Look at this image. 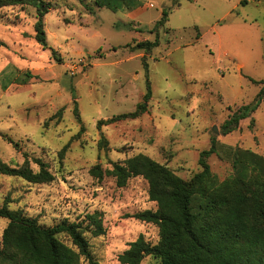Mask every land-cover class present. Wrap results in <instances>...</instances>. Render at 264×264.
<instances>
[{
	"label": "rangeland",
	"instance_id": "1",
	"mask_svg": "<svg viewBox=\"0 0 264 264\" xmlns=\"http://www.w3.org/2000/svg\"><path fill=\"white\" fill-rule=\"evenodd\" d=\"M48 1L47 46L36 39L34 6L0 9V158L12 166L29 159L38 170L41 157L56 178L34 183L0 173V206L8 201L47 226L100 211L106 233L88 234L92 251L100 264H122L119 254L141 233L158 242L160 228L132 216L157 203L142 175L118 186L113 176L92 175L93 165L113 168L142 153L189 180L215 138L207 161L223 180L234 174L235 149L264 156V101L239 129L222 133L263 88L253 79H264V0H139L133 10ZM164 10L168 21L156 26ZM157 37L155 48L137 47ZM148 78V111L99 128L98 120L144 101ZM8 223L0 217V245ZM141 264L161 262L149 255Z\"/></svg>",
	"mask_w": 264,
	"mask_h": 264
},
{
	"label": "trees",
	"instance_id": "2",
	"mask_svg": "<svg viewBox=\"0 0 264 264\" xmlns=\"http://www.w3.org/2000/svg\"><path fill=\"white\" fill-rule=\"evenodd\" d=\"M95 1L99 6L115 10H133L140 3L139 0ZM17 5L36 8V39L47 46L44 16L53 3L48 0H0V9ZM168 14L164 10L156 26L168 21ZM158 45L157 37L154 41L139 42L137 47L147 51ZM253 81L262 83V90L253 102L242 105L225 120L223 134L239 129L240 122L252 116L264 101V79ZM152 94L148 78L144 101L134 111L100 119L98 127L140 117L148 111L147 103ZM75 104L78 113L77 101ZM102 140L107 142L104 134ZM212 142L210 148L200 152L201 170L189 180L142 153L114 163L113 168L104 169L100 163L91 167L92 175L100 179L113 176L118 186H126L131 177L142 175L149 183L150 200L157 203L155 210L145 209L132 216L156 224L160 228L158 242L152 243L141 233L119 254L122 264H141L149 255L158 258L161 264H264V156L248 149H235L234 174L220 180L207 161L217 152L216 139ZM67 148L65 145L59 151L61 160ZM34 162L38 170L31 166L29 159L22 165L12 166L0 158V173L20 176L34 183L55 180L46 161L36 157ZM0 217L9 219L0 245V264H100L88 237V234L98 237L106 233L100 211L87 213L79 221L65 218L47 226L21 209H11L6 201L0 206Z\"/></svg>",
	"mask_w": 264,
	"mask_h": 264
},
{
	"label": "water",
	"instance_id": "3",
	"mask_svg": "<svg viewBox=\"0 0 264 264\" xmlns=\"http://www.w3.org/2000/svg\"><path fill=\"white\" fill-rule=\"evenodd\" d=\"M78 76L75 77V79H74L75 81L77 80ZM214 129L217 131V126Z\"/></svg>",
	"mask_w": 264,
	"mask_h": 264
}]
</instances>
